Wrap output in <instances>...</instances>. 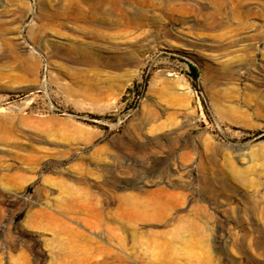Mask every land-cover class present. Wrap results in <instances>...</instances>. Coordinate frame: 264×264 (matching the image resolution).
<instances>
[{"label": "rangeland", "instance_id": "obj_1", "mask_svg": "<svg viewBox=\"0 0 264 264\" xmlns=\"http://www.w3.org/2000/svg\"><path fill=\"white\" fill-rule=\"evenodd\" d=\"M221 1L0 0V264H51L42 212L81 179L96 259L264 264V0Z\"/></svg>", "mask_w": 264, "mask_h": 264}, {"label": "bare ground", "instance_id": "obj_2", "mask_svg": "<svg viewBox=\"0 0 264 264\" xmlns=\"http://www.w3.org/2000/svg\"><path fill=\"white\" fill-rule=\"evenodd\" d=\"M216 4L217 7H221L222 1L216 0ZM168 9L170 10L171 8L168 6ZM141 20L142 18H139L134 22L140 23ZM126 22L134 23L132 20ZM58 185L59 187H62L64 189V196L61 199V203L57 204L55 208L51 209V211L44 210L41 216L46 220L48 229L53 232L52 238L49 240V244L53 245V247L50 249L51 264H129V258H128L129 256L128 257L119 256L118 258H116V260H110V259L108 260L104 258L96 259L93 256L94 255L93 253H104L108 255L109 253H111L110 250L103 245H99L98 243H96L97 245L92 246L91 245L92 240L89 237H87L81 231L76 229L74 226L67 223V222L78 223L79 221H81V224L84 228L93 231H101V232L103 230L107 234V236L115 237V235L113 234L114 231L106 225L105 209L107 208L110 202L107 196L105 195V193L101 190L100 193L98 191L100 195L98 201L96 196L88 188L87 182L84 179H81L78 185L75 187L74 185L73 186L68 185L63 181L58 182ZM162 194L163 193L161 189L153 192H147L148 202H146V204L149 206L152 205L151 206L152 208L153 207L156 208L159 205L162 206L164 201L161 202L159 199L160 195ZM136 197L130 196L128 194L118 198L119 199L118 209L120 211V214L118 215L117 223L119 227L123 230H125L128 227L127 226L128 224L130 223L136 224L137 222L140 221V217H141L140 207L142 206V202L138 201ZM144 209L145 208L143 207L142 210L144 211ZM189 225L190 224H188L187 222H181V221L176 222L175 225H173V229H172L174 234L172 236V241L175 240L176 238L175 237L176 231H179ZM147 233H149V231ZM132 235H133L132 236L133 247L136 248L140 247L141 240L136 234L133 233ZM117 245H118L117 247H119L118 248L119 251L122 253V238L118 237ZM168 247L171 249L173 248L172 244H169Z\"/></svg>", "mask_w": 264, "mask_h": 264}, {"label": "trees", "instance_id": "obj_3", "mask_svg": "<svg viewBox=\"0 0 264 264\" xmlns=\"http://www.w3.org/2000/svg\"><path fill=\"white\" fill-rule=\"evenodd\" d=\"M189 68H190V72H191V77L193 78V79H196L197 78V72H196V70H195V68H193L192 66H189Z\"/></svg>", "mask_w": 264, "mask_h": 264}]
</instances>
